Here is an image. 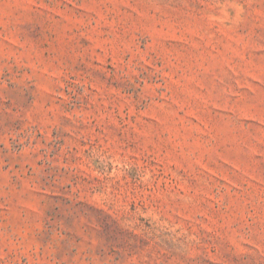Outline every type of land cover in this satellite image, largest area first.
<instances>
[{
  "label": "rangeland",
  "instance_id": "374dc122",
  "mask_svg": "<svg viewBox=\"0 0 264 264\" xmlns=\"http://www.w3.org/2000/svg\"><path fill=\"white\" fill-rule=\"evenodd\" d=\"M0 264H264V0H0Z\"/></svg>",
  "mask_w": 264,
  "mask_h": 264
}]
</instances>
